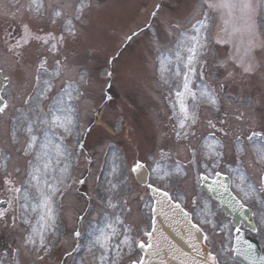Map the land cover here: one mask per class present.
Returning <instances> with one entry per match:
<instances>
[{"label":"rangeland","instance_id":"1","mask_svg":"<svg viewBox=\"0 0 264 264\" xmlns=\"http://www.w3.org/2000/svg\"><path fill=\"white\" fill-rule=\"evenodd\" d=\"M209 1L44 0L43 14L37 16L29 10L31 0H0V70L10 80L3 94L8 107L0 114V200L14 196L7 190L5 180L26 186L31 170L29 162L37 163L39 145L33 151H26L28 137L23 129L29 120L36 119L33 110H38V106L47 112L54 98L65 90L79 96L69 103L74 109L78 103L86 137L84 150L78 157L74 146L79 125L76 111L71 134L57 128V135L52 136L53 143L61 145L65 154L58 156L54 149L49 150L47 159L51 163L47 175H41L40 187L45 188V179L57 186L56 181L66 176L58 185L63 193L76 167L71 192L53 197L55 222L45 232L47 250L37 251L39 242L35 246L25 243L38 216L31 210L22 214L13 200L0 219V264H112L113 260L116 264H130L138 255L137 242L143 239L149 216L147 194L132 176L131 169L137 161L147 164L153 183L165 187L174 198L185 195L184 201L192 203V209L201 214L205 210L192 202L191 197H203L198 191L199 173L220 170L231 174L234 190L254 209L257 235L264 245V194L260 187L264 139H248L254 132L264 133V0H259L255 18L258 35L251 53L255 67L252 73H245L229 59L236 49L223 21L228 20L227 9L210 8ZM81 4L85 5L82 14L77 12ZM55 10L61 11L60 17L54 16ZM77 15L79 20L75 19ZM69 20L75 35L65 31ZM197 20L207 22L202 32L207 43L198 53L194 65L197 71L191 76L197 99L187 97V103L196 123L189 121V132L194 134L185 139L176 135L178 122L173 103L176 90L182 87L190 45L178 47V42L182 32L188 36L195 34L192 25ZM24 24L40 35L63 34L64 41L57 45L56 51L50 50V45L33 41L16 56L8 51L7 34L18 38ZM177 24L179 29L173 27ZM236 36L243 52L242 33ZM178 52L179 77L175 75ZM42 59L46 60V70L38 72ZM162 60L170 70L166 79L161 76ZM108 71L112 72L111 78L106 75ZM37 75L42 78L40 84ZM44 80L49 82L51 91L46 98L36 99ZM205 86L214 92L216 104L200 98ZM78 88L82 93L79 94ZM29 96L34 99L26 103ZM39 128L43 139L45 129L42 125ZM207 132L214 136L205 135ZM59 136H64V140ZM204 144L216 145L215 151L220 155L209 159ZM192 149L196 150L195 158ZM162 151L166 154L163 158ZM157 164L172 174L161 180L162 173L153 171ZM177 164L182 166L180 173L175 171ZM65 165H68L66 174L61 171ZM80 180L85 183L80 184ZM83 193L90 196L88 201ZM109 201L116 207H109ZM86 206L89 207L84 211ZM210 207L216 211L214 205ZM210 207L209 215H212ZM116 217L121 224H116ZM25 218L31 224L25 223ZM109 223L116 224L119 232L113 246L124 234L132 237L133 244L122 246L119 256L113 247L107 259L102 260L104 249L93 242ZM77 228L79 237L75 236ZM125 229L130 232L126 233ZM59 235L61 245H56ZM222 240L227 238L220 236V244ZM220 257L223 264H237L228 252H221Z\"/></svg>","mask_w":264,"mask_h":264},{"label":"snow or ice","instance_id":"2","mask_svg":"<svg viewBox=\"0 0 264 264\" xmlns=\"http://www.w3.org/2000/svg\"><path fill=\"white\" fill-rule=\"evenodd\" d=\"M29 10L33 13H35L37 16H40L43 14V11L45 9L44 0H31L29 4ZM85 7L84 4H81L79 8L77 9V12L82 14L83 8ZM208 7L212 8L215 7L217 9H227L228 15L232 16L233 13L236 10H239V12L242 15V18L244 19V29L242 33L241 38V44L245 45L243 48V52L241 53V48L237 46L236 48V54L229 59L233 61L234 64H238L245 73H252L255 71L254 63H253V57L251 55L252 49L255 46L256 39H257V27L255 23V16L257 14V9L259 7L256 0H216V3L209 4ZM156 8L159 9L160 5L157 4ZM55 17L61 16V11L55 10L54 11ZM153 16L156 15V12L152 13ZM207 15V14H205ZM76 20L80 19V15H77L75 17ZM55 22V21H53ZM227 23V21H225ZM206 20H197L195 24L192 25V30L195 32L194 35L188 36L185 32L181 33L182 39L178 42V47H184L186 44L190 45L187 47L188 56L186 61L184 62V68L186 71L182 73L183 75V82L182 87L179 90H176L175 92V103H173V110L174 115L177 118V127L178 130L176 132L177 137H183L186 139L188 135L194 134L189 132L190 124L189 121H191V124L196 123V117L193 113L190 112L189 105L187 103V97H191L192 100L197 99V94L195 91H193L191 87V76L196 74V67L194 66L197 61L198 53L201 49H203L207 43V36L202 35L203 29L206 27ZM199 25V27H198ZM173 27L179 29V25H174ZM65 31L69 35H75V28L72 24V21H68V26L66 27ZM236 31H239L238 29ZM247 36V40L245 42L244 36ZM131 39V37H129ZM11 41V42H9ZM33 41L38 42L44 46L50 45V50L56 51L57 45L59 43H62L64 41V35L61 34L59 37L54 36L52 33H46L43 35L34 33L31 29V27L28 24L23 25L22 33L19 35L18 38H13L11 34H7L6 43L8 44V51L12 52L14 55L19 56L22 52V50L29 46ZM221 43H226L227 41H218ZM181 61L180 53H177V68L175 71V75L179 77L181 75V70L179 67V62ZM59 64V62H57ZM38 72L42 70H46V60L41 61L38 65ZM170 70L167 67L166 61H161V76L162 78L166 79V73H168ZM59 74V73H57ZM106 75L111 78L112 72H107ZM231 75V73H229ZM200 76L203 77V65L200 66ZM7 79V78H5ZM41 76L37 75L36 81L37 84L41 83ZM44 87L39 89L38 96L36 99H43L46 98V94L51 91V86L47 80L43 81ZM70 87V85H69ZM79 96L74 97L70 91L65 90L63 95L54 98L53 104L49 107L48 111L45 112L42 106H38V110H33L36 115L35 120H29L27 122V126L23 129V131L27 134L28 140L26 145V151H33L37 148L39 145L40 152L36 155V164H32L30 161L31 170L28 172L29 180L27 182V185H21L16 186L12 180L6 179L5 184L8 186L7 190L11 193H14L15 195L12 197V199H9L7 201H0V203H7L9 207H11L13 200H15L19 204V208L21 210V213H27L29 210L32 212H35L38 216V220L35 225L31 227V232L27 236L25 243L30 245H37V242H39V247L37 248V251L40 250H47L48 245L46 244V237L45 232L50 229L54 222H55V207H54V199L53 197L57 194H63L60 192V188L58 185L63 183V180L66 178V176L62 177L61 179L56 181V185L49 183L47 179H45V188L40 187V180L41 175H47V170L49 168V165L51 163L50 159H47L49 157V150L54 149L56 154L58 156H64L65 150L61 147L59 144H54L52 136L57 135L56 129H63L64 133L71 134L72 128L74 127V113L75 109L71 107L69 102H74L75 99H78ZM200 98H205L208 100L211 104H216L217 100L215 98L214 92L210 91L207 86H205L200 91ZM33 97L29 96L26 103H31L33 101ZM107 99L111 100V97L108 96ZM178 106V110H177ZM8 107L7 101L4 100V97L2 94H0V114H3ZM210 126L215 127L214 124L209 122ZM43 126L45 129L42 133L43 139H41L40 136V128L39 126ZM260 137L264 139V133H258L254 132L251 136H249V140H252L253 138ZM59 139L61 141L64 140V136H59ZM239 139V138H238ZM80 147L83 148V144H80ZM203 147L206 149L205 155L211 159L213 155L219 156L220 153L215 151L216 145H208L204 144ZM192 156L195 158L196 156V150L192 149ZM161 157H165V153L163 151L161 152ZM42 159H47V162H44L43 164L40 163ZM261 159H264V155L261 156ZM145 167L144 164L137 162L133 167L132 171L139 173L141 170H143ZM62 173L68 172V165H65V167L61 170ZM153 171L162 173L160 175V179L163 180L166 177H169L172 173L169 170L161 168L159 164H157V167L153 169ZM176 173L182 172V166L180 164L176 165L175 168ZM221 174L218 172H212L208 173L207 175L201 174L200 175V181L203 183L204 181L208 180L210 176L219 177ZM240 179L243 181L244 177L241 176ZM35 182V183H33ZM80 184H84V180L79 181ZM212 183H218L221 184L222 187L225 188L227 191V186L222 184V182L219 179L213 180ZM112 187H115L113 185ZM211 187V184L209 185ZM147 189L151 191L154 195L158 196L159 199L157 201L158 204H163L165 200H171L172 197L169 195L167 191H162L158 187H154L153 184L148 183ZM34 190V191H33ZM247 195V193H246ZM235 199V197H233ZM22 201V202H21ZM196 203V201H194ZM237 204H240V201H236ZM109 207H116L115 204H112L109 201ZM176 208H180V204L175 205ZM241 207L243 205L241 204ZM155 211V209H153ZM5 211L0 210V219L4 218ZM187 216L188 213H185ZM15 217H13V223H15ZM25 223L31 224V221L27 218H25ZM205 223H211V221L205 220ZM119 217H116V224H121ZM116 224L109 223L107 225L106 229H103L100 231V234L95 238L94 246L98 245L101 249H104V255H102L101 259H107V253L114 247L116 255H120L121 247L122 246H128L131 247L133 244L132 237L128 234L123 235V239L120 240L118 243H116L114 246L112 245V241L115 237L119 235L118 229L116 227ZM193 227L197 228L198 231H201V229L193 225ZM238 231V230H237ZM125 232H130V229H125ZM148 241L141 239L139 240L138 247L142 250H151L153 248L152 244V232H146L144 234ZM75 236L79 237L80 232L77 231L75 233ZM190 238H194L191 236ZM207 239V237H205ZM239 240L240 237H237ZM194 252L199 254V249L193 246ZM248 249H252V245H248ZM239 251V250H238ZM154 254V253H153ZM241 255H244L245 258H248V255L250 254L248 251L240 252ZM187 255V254H185ZM216 264V257L212 255L210 252L207 255V259L198 261L195 256H192L190 258V264ZM112 264H116V261L113 260ZM133 264H145V260L141 258L138 261H133ZM253 264H255V260H253ZM260 264H264V257L261 258Z\"/></svg>","mask_w":264,"mask_h":264},{"label":"water","instance_id":"3","mask_svg":"<svg viewBox=\"0 0 264 264\" xmlns=\"http://www.w3.org/2000/svg\"><path fill=\"white\" fill-rule=\"evenodd\" d=\"M216 179H219L228 189L226 178L219 176L214 178V180ZM212 182L213 180L204 181V189L218 200L223 211L232 216L234 222L242 219L250 227V211L241 207V204H237V200L233 199L229 190L226 191L221 184ZM210 184L211 187H209ZM151 195L154 199L153 209H155L153 211V237L151 241L153 248L142 250L145 264H190L192 256H195L198 261L207 259L209 252L202 242V234L189 222L185 212L181 208H176L171 200H165L162 205L158 204L159 197L152 192ZM190 233L194 238H190ZM237 237L240 239L238 240ZM248 245H252L251 250L248 249ZM193 246L199 249L198 255L194 252ZM234 250L235 258L242 263L253 264V260H255V264H260L262 258L260 247L256 241L243 237L240 231L237 232L235 238ZM243 251L250 253L247 259L240 254Z\"/></svg>","mask_w":264,"mask_h":264}]
</instances>
